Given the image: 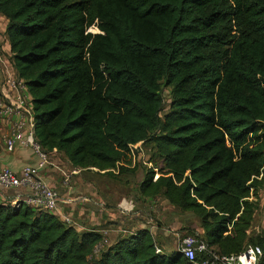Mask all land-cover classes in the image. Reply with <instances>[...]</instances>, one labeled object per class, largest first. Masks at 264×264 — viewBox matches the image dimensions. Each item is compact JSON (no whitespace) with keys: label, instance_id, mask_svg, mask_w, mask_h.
Instances as JSON below:
<instances>
[{"label":"trees","instance_id":"16d2710c","mask_svg":"<svg viewBox=\"0 0 264 264\" xmlns=\"http://www.w3.org/2000/svg\"><path fill=\"white\" fill-rule=\"evenodd\" d=\"M0 14L43 149L113 176L150 146L145 199L196 213L221 254L264 249L248 234L264 189V0H0ZM103 240L0 201V264H190L157 254L149 229L94 259Z\"/></svg>","mask_w":264,"mask_h":264},{"label":"rangeland","instance_id":"374dc122","mask_svg":"<svg viewBox=\"0 0 264 264\" xmlns=\"http://www.w3.org/2000/svg\"><path fill=\"white\" fill-rule=\"evenodd\" d=\"M6 26L7 21L0 14L1 71L5 63L12 60L11 49L8 48ZM91 31L92 33L99 32L96 28H91ZM164 98L165 112H167L171 102L170 89L167 87L164 89ZM136 147L129 164L130 169L136 171L126 174L115 171L113 176L96 168L79 169V173H74L75 167L71 166L63 154L54 153L51 156L53 165L50 166V172H52L50 175L56 174L55 180L62 179L60 188L68 192L70 197L80 198L69 213L77 229L80 231L97 230L104 236V240L96 247L94 259L119 238L139 230L142 224L155 225L159 228L156 229L158 233L166 234L164 242L168 247L165 250L167 256L179 249L185 237L199 236L203 239L205 232L196 213L172 207L163 196L148 200L140 194L139 185L147 170L152 167L150 160L154 150L150 146L140 144ZM156 162L158 166H162V160L156 159ZM257 193L255 195L254 192L249 199L250 202L257 199L261 205V209L251 224L252 227L248 233L250 238H255L264 232V189ZM10 195L11 192L4 194L8 200Z\"/></svg>","mask_w":264,"mask_h":264},{"label":"built area","instance_id":"2783aa9c","mask_svg":"<svg viewBox=\"0 0 264 264\" xmlns=\"http://www.w3.org/2000/svg\"><path fill=\"white\" fill-rule=\"evenodd\" d=\"M4 69L7 71L5 83L10 90V95L0 98V125L10 130V134L5 138V150L11 153L19 144V148L32 151L37 160L35 165H27L21 169V172L9 167L0 168V201L7 202L4 196L6 192L27 190L29 193L27 198L23 201L13 200L12 207L19 208L24 203L32 209L57 214L67 225L74 226L76 225L74 220L70 216L62 215L59 209L58 190L46 182L41 175L43 170H50V166L53 165L51 156L58 152L48 153L38 142L34 129L33 98L25 82L12 72L16 70L12 60L5 63ZM136 146H131L132 153ZM79 172L80 170L75 168L74 173ZM178 251L190 264H259L264 255V249L260 245L249 246L236 255H224L199 236L185 237ZM156 252L163 254L159 246H156Z\"/></svg>","mask_w":264,"mask_h":264},{"label":"crops","instance_id":"0c3cea01","mask_svg":"<svg viewBox=\"0 0 264 264\" xmlns=\"http://www.w3.org/2000/svg\"><path fill=\"white\" fill-rule=\"evenodd\" d=\"M6 20V19H5ZM8 48L9 41H8ZM11 52V51H10ZM11 56H13V53L11 52ZM12 58V57H11ZM14 74H17L16 70L12 71ZM6 78H7V71L2 68V71L0 70V98L10 95V90H8L6 86ZM10 134V130L8 127L4 125H0V146H1V152H0V168L2 167H9L15 171L21 172L22 168L27 165H35L37 157L34 155L32 151L23 150L19 148V144H17L15 151L8 152L5 150V138ZM50 170H43L41 175L45 179L46 182H48L51 186H54L55 189L58 190L60 194V203H59V209H61L62 215L70 216L69 213L76 205V202H79L80 198H72L70 197V194L65 192L63 189L60 188V183L62 182V179L55 180L56 175L52 176L50 175ZM60 178V177H59ZM11 197H8L7 202L12 203L13 200L19 199L21 201L25 200L28 196L27 190H12ZM9 192V193H10ZM261 209V208H260ZM82 214V213H81ZM91 221H93L91 219ZM97 222V220H96ZM140 229H149L151 233L153 234L154 239L157 242V245L161 247L163 253L165 254L166 244L164 242V238L166 237V234L162 235L160 232L158 233L156 229H159L155 225H143L140 227ZM136 232V231H135ZM134 233H130L132 235ZM175 251H172V253ZM171 253V254H172Z\"/></svg>","mask_w":264,"mask_h":264}]
</instances>
